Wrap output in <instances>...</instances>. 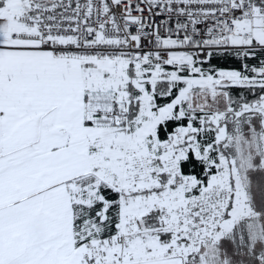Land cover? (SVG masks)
Returning a JSON list of instances; mask_svg holds the SVG:
<instances>
[{
    "label": "snow or ice",
    "instance_id": "6c2138e0",
    "mask_svg": "<svg viewBox=\"0 0 264 264\" xmlns=\"http://www.w3.org/2000/svg\"><path fill=\"white\" fill-rule=\"evenodd\" d=\"M0 264H264V0H0Z\"/></svg>",
    "mask_w": 264,
    "mask_h": 264
}]
</instances>
